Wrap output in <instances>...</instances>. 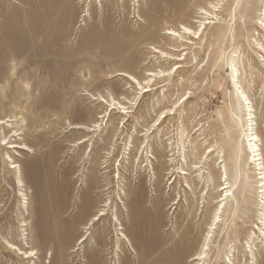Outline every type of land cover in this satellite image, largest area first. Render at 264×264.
Here are the masks:
<instances>
[{"label":"rangeland","instance_id":"rangeland-1","mask_svg":"<svg viewBox=\"0 0 264 264\" xmlns=\"http://www.w3.org/2000/svg\"><path fill=\"white\" fill-rule=\"evenodd\" d=\"M184 1L178 7L172 0H0V119L8 120L0 126V264H195L192 258L201 250L218 205L219 193L212 189L210 176L218 181L219 169L209 163L220 152L236 183L234 197L221 215V226L206 241L202 264H264V236L258 229L264 157L259 170L243 150L240 164L234 166L231 137L236 142L243 136L238 121H246V116L233 97L235 88L226 69L232 51L242 46V84L255 108L264 154V61L255 43L261 0H240L231 34V0L222 1L226 7L219 15L225 24L210 25L199 43L176 51L170 47L180 43H170L164 29L181 24L196 29L200 8L211 9L210 2H215ZM149 45L186 59L175 75L157 79L162 86L134 106L129 121L144 129L161 108L184 93L183 88L191 95L164 124L163 140L157 136L151 140L153 167L164 178V198L156 207L154 170L142 168L132 157L137 146L119 166L117 155L104 158L111 147L105 140L110 127L106 120L102 134L69 125L101 121L98 116L107 105L92 95L101 93L122 102L123 97H133L135 88L119 71L144 80L147 70L169 69L178 61L153 57ZM249 60H260L256 65L260 75L251 77ZM183 77L189 78L185 86ZM162 89L167 99L157 103ZM120 116L114 113L115 126ZM183 127L192 133L189 138L203 137L201 152L210 145L215 148L205 157L202 177L199 173L192 175L195 181L188 177L191 184L181 175L173 183L181 168L188 170L195 161L190 144L183 148ZM83 139L89 140L76 144ZM4 140L23 142L32 151L9 149ZM169 143L176 146L173 152L171 146V163L156 151H164ZM13 161L17 168H12ZM170 164L175 174L168 179L160 171ZM158 211L160 220L155 218ZM154 221L161 222L159 231L152 226ZM182 232H189L188 237L177 242ZM82 236L86 239L80 243ZM13 244L37 254L25 258ZM162 245L171 246V255L163 253Z\"/></svg>","mask_w":264,"mask_h":264},{"label":"bare ground","instance_id":"bare-ground-1","mask_svg":"<svg viewBox=\"0 0 264 264\" xmlns=\"http://www.w3.org/2000/svg\"><path fill=\"white\" fill-rule=\"evenodd\" d=\"M168 1L171 3V0H168ZM222 1L224 0H215V2L211 1L210 2L211 9H208L205 7L200 8V11H199L200 16H198L200 19L195 20V22L199 23L196 29H193L192 27L186 24H181V26H179L178 28H174V27L165 28L162 34L170 39V43H180V45L174 44V47H170V49L172 48L173 50H176V51L184 50L185 48L190 49L193 46H188L187 44L190 43L192 45H195L196 43H199V40L205 36V32L208 30L210 25L225 24L226 19L223 18V16L219 15L224 11L226 7V3H222ZM172 2L175 3L178 7H182V5L185 3L184 0H172ZM260 3H261L260 13H259L260 16L257 18V21L255 22V25H256L255 43L257 44L256 48H258L259 52L261 53L260 57L264 61V0H261ZM239 5H240V0H231V5L228 8L229 15L231 17L230 20L232 22L230 25V28L228 29L229 34L235 31V25H236L237 12H238ZM185 44L188 47L181 48L185 46ZM241 47L242 46H236L228 59L229 61H226V69L228 70L227 72L229 73V75L231 76L233 80V86L235 88V90L233 91V97L236 98V100L240 101V103L243 105L242 110L245 112L244 114L246 116L245 117L246 121H240V122L238 121L239 124L240 123L242 124L243 136L236 142H234V139L231 137L232 149L235 155L234 166L237 164H240L241 157H242V151L244 150V152L248 153V157L252 158V163H254L258 167L257 169L262 170L261 168L262 162L260 161L264 157L263 150L261 147L262 138L256 126L255 108H254L253 102L251 101V98L247 94L242 84L243 82L242 71L244 69V60L241 54L242 53ZM149 48L151 50V53H155V56L153 55V57H157L159 55L160 57L166 58L167 60L178 59V61L173 63L171 66V68L176 66L175 71H171V68L165 69V70L160 69L158 71H154L150 69V70H147V73H146L147 77L144 80H140L138 77H136L134 74L128 71H119V73L122 76L126 77V79L128 80V84L129 83L131 84L129 86L130 87L132 86L133 88H135V93L133 97L131 98L123 97V99L126 102H122V101L116 100V98L113 96H111V99H109L101 93L92 95L95 100H98L99 102L107 105L103 114H100L98 116V117H102L101 121H94L92 124H72L70 123L69 125L71 129H74V128L82 129L85 132L92 131L94 133L102 131L101 132L102 134L104 131L101 125H103L104 121L106 120L105 124L106 125L108 124V127L109 126L110 127L105 131L106 132L105 140L108 144L111 145V147L108 149L107 152H104L106 154L104 158L110 159L112 156L117 155L116 160L120 158L119 166L122 164V159L124 158L130 159L133 149L135 148V146H137L136 154L132 155V157L138 158L142 168L151 167L152 170H154V181L152 183L153 184L152 194L155 195L153 199V205L156 207V204H158L157 206H159V203L157 202V200L159 198L160 200H163L164 198L163 184H162L164 178L162 179V174L161 173L157 174V172L155 171V168L153 167L154 166L153 158H156V155L154 154L155 151L153 150L154 147L151 144V140L152 139L154 140L155 136H157L159 140L161 141L163 140L162 135H160L161 134L160 131H162L161 129H163L164 124L167 122V120L169 119L171 115H175L179 107L186 105V103L190 100L191 95L190 94L187 95V89L182 87L184 93L181 94V96L176 101H174V103L171 104V106H165L161 108V110L158 113H156L155 117L152 118L153 120L152 123L149 124L144 129L138 130V128L135 125H133V122L129 121L130 119L128 118V116H131V114L134 112L133 110L134 106L136 105V107H138L139 104L145 99L147 93L152 92L153 90L160 88L162 86L159 84L157 79L162 78V77L164 78L172 74L175 75V73L179 70V68L183 67V60L186 59V56L181 58L179 56L180 54H176L169 50L161 49L160 47L156 45H149ZM187 54L188 52H186V55ZM220 57L223 58L224 54L222 53ZM259 61L249 60L248 62V66H249V70H250V74L252 78L256 74L260 75V70L256 68V65L259 64ZM263 68H264V64H263ZM188 81H189L188 77H183V82H181V85L185 86V84H187ZM163 91L164 89L160 91V95L157 97V103L159 101L167 99L166 92H163ZM184 96H186V98L184 99L182 103H180L181 98H183ZM172 97H173V94H171V98ZM127 104H130L131 106ZM153 104H156V103L153 102ZM113 112L114 113L119 112L121 115L120 118L118 119V123L116 126L114 124L113 118L115 117H114ZM230 113H233L232 108L230 110ZM134 117L135 119L138 118L135 115ZM233 120H236V119L233 117ZM7 121L8 120L0 119V126H2L5 122L7 123ZM137 121L138 122L140 121L139 118ZM128 126L134 127V130L130 132V129L128 128ZM156 130L158 131V133L156 132ZM134 132H136V134H133ZM16 133L17 132H15V134L13 135H16ZM21 133L22 132H19L17 134H21ZM165 134H163V136ZM191 134H192L191 132L187 131L186 127H183L181 130V142H182L183 148H186L187 142L190 144L191 152H192V155L195 161L192 162L193 164L189 165L188 170L182 167L181 171L175 175V178H174L175 180L173 181V183L176 180L178 181L179 175L184 176L188 184H191L189 182L188 177H190L191 181H195L193 174L199 173L198 176L202 177L201 171L203 170L205 166V163H204L205 157L208 158L210 155H212V152L215 150V148H213L212 145H210L206 147L205 149H203L204 150L203 152H201V147H203V143L200 142V139H202L203 137L201 138L199 136H196L194 138H189L190 136H192ZM166 136L167 135H165V137ZM188 138L189 140L187 141ZM171 139H172V136H171ZM88 140L89 139H83V140H80L76 144L81 145ZM131 143H134V144L131 145ZM6 145H8L6 147L9 149L10 148L11 149L21 148L26 151H32L31 147L28 146L27 144H24L23 142H21L20 144L17 142H8ZM93 145H94L93 143H91V145H88L91 147L90 152L93 150ZM121 145L123 146L121 147ZM169 145H170L169 147L165 146L164 151H163V148L158 149L156 151H160L162 157H165V156L166 158L168 157L166 161H169L171 163V146H174V148H172V152L173 150H175L176 146L171 145V143H169ZM209 148H211L210 152L207 151V149ZM167 151L168 153L170 152V155L168 153L166 154ZM172 155H175V151H174V154ZM183 156H184V159L186 160L187 154H186L185 149L183 150ZM106 161L107 160H105V162ZM12 163H13L12 168H17L19 166V164L16 161H13ZM209 165H210V168L212 169H216L217 167L219 169V172L216 175L218 178V181H215V178L212 177V173L210 176L212 180V189L214 190L215 193H219V195L216 196L218 197L216 200L218 205H216V207L214 208V215L210 223L211 227L208 230V234L205 237L201 250L199 253L195 254L192 258L193 261L196 262L195 264H202L205 261V258L207 256V248H208L207 247L208 243L206 241L209 239L210 233L212 232V230L213 229L216 230L217 228L221 226L220 224L221 215L227 210L229 198L234 197L233 188L235 187V184H236L233 182V177L231 173L229 172L227 164L225 163L224 154H222V152H220L219 157L215 158L214 160L212 156V162H210ZM104 168L107 169L108 165L105 166ZM193 168H196L195 171H193ZM164 169H167V170H161L160 172L164 171L163 175H167L168 179H170L171 176L175 174V172L171 174V164L168 168H164ZM259 173H262V172H259ZM120 174H121L120 169L118 167V179L121 178ZM225 176L227 177L226 181H225ZM263 177L264 176H261L259 178L261 179L260 181H263ZM117 181L119 182V180ZM20 183H21V186H23L22 180H20ZM259 186L262 188L260 192L262 193V196H263V201H262L263 206H262V211L259 217L261 219L260 220L261 225L258 224L259 225L258 229L260 233L263 234L264 236V183H261V185ZM169 209L171 210V205L169 206ZM155 218L157 220L161 219V214L159 213V211L157 212V215ZM94 219H92L91 221L93 222ZM152 226L157 231H159L161 229V222L156 223L154 221L152 223ZM185 228H187V226ZM187 233L185 234L184 232H182L177 242H181V243L185 242L188 237ZM85 239H86V236H82L79 239L81 241L80 243H82ZM162 243L165 244L166 241H163ZM163 246L164 245H162V247ZM11 247H13L15 250H18L19 254H24L25 258L34 256L35 254H37L35 249L23 251L20 247L14 244ZM163 253L165 255H168V254L171 255V246L169 245L164 246Z\"/></svg>","mask_w":264,"mask_h":264},{"label":"snow or ice","instance_id":"snow-or-ice-1","mask_svg":"<svg viewBox=\"0 0 264 264\" xmlns=\"http://www.w3.org/2000/svg\"><path fill=\"white\" fill-rule=\"evenodd\" d=\"M186 31H187V29H186ZM171 71H175V68L173 67V68H171ZM3 143H5V144H7L8 143V141L7 140H4V141H2ZM207 151H211V148H209V149H207ZM227 180V177L225 176V181Z\"/></svg>","mask_w":264,"mask_h":264}]
</instances>
